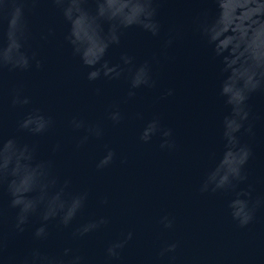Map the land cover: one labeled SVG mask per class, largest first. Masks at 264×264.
<instances>
[{
	"label": "water",
	"instance_id": "water-1",
	"mask_svg": "<svg viewBox=\"0 0 264 264\" xmlns=\"http://www.w3.org/2000/svg\"><path fill=\"white\" fill-rule=\"evenodd\" d=\"M0 264H264V0H0Z\"/></svg>",
	"mask_w": 264,
	"mask_h": 264
},
{
	"label": "clouds",
	"instance_id": "clouds-1",
	"mask_svg": "<svg viewBox=\"0 0 264 264\" xmlns=\"http://www.w3.org/2000/svg\"><path fill=\"white\" fill-rule=\"evenodd\" d=\"M92 75L95 76L96 73H93ZM25 126H27V125H25ZM228 128H229L230 131L235 132V131H238V130H239L240 125L237 124L235 121H231V122L228 124ZM245 155H246V154H245ZM243 163H244V156H242V157L239 159V161H238V164H240V165H242ZM232 171H233L235 174H237V175L239 174V168H238V167L232 169ZM225 179H226V177H225ZM245 222H247V221H245ZM41 231H42V230H41Z\"/></svg>",
	"mask_w": 264,
	"mask_h": 264
}]
</instances>
